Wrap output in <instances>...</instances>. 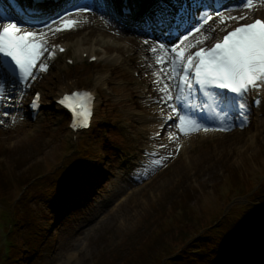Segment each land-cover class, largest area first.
Instances as JSON below:
<instances>
[{
	"label": "rangeland",
	"instance_id": "obj_1",
	"mask_svg": "<svg viewBox=\"0 0 264 264\" xmlns=\"http://www.w3.org/2000/svg\"><path fill=\"white\" fill-rule=\"evenodd\" d=\"M64 35H71L74 40H78L84 34L77 30ZM98 43L103 44L99 39ZM123 70L116 61L71 68L56 58L46 75L43 70H39L36 75L37 83L42 86L43 100L47 103L42 120L35 125L17 122L10 128L0 124V183L4 184L3 188L8 187L4 180L8 174L12 178L16 175H31L36 168L34 164L44 162L41 171L45 173L36 180L29 201L38 215L40 225L46 227L42 229L43 239L37 245V253L24 251L20 256V264H92L93 256L109 249L124 235L128 237L135 227L150 230L155 227L156 234L161 231L160 226L167 229L162 216L171 210L163 214L161 208L164 205L169 208V200L165 198H175L183 190H190L193 194L189 201L191 215L209 217L221 207L218 204L221 202L220 197L212 192L215 184L211 182H221V187H226V174L237 169L250 179L249 186L242 190L245 191L252 182L257 183L264 175L263 116L253 118L242 130L222 133L214 139L204 136L193 138L197 148L188 150L173 164L159 170V166L150 163L145 180L132 183L127 190H114L118 185L123 186L122 177L126 176L111 148L113 139H117L120 133L112 131L110 138L104 142L100 140L106 130L98 126L101 124L100 119H107V126L111 125L110 122L115 124L114 127H119L120 123L126 124L122 131L132 134L130 129L135 132L136 128L128 124L135 127L136 122L130 110L146 107L143 103L133 101V87L119 83L120 76L127 78L128 75L126 69ZM74 84H89L98 91L96 119L88 131L79 135L75 146L64 149L63 138H67V134L63 122H60L61 116L50 105V98L61 88ZM103 85L112 93L102 91ZM144 111L151 112V107ZM165 131L167 134V127L163 129ZM128 138L131 140L132 137L129 135ZM128 138L116 142L127 145L130 143ZM82 141L90 146L84 154L81 152ZM173 148V142L170 147L166 145L162 151L163 157L171 159L167 153L172 152ZM58 176H62L59 182ZM51 186L57 189V193L50 194ZM41 189L47 194H42ZM18 192L16 190V194ZM233 201L238 203L230 206V210L239 213L241 207L245 206L243 201L246 198L237 195L227 205ZM181 223H172V226ZM8 224L12 225L10 218L2 216L0 264H6L5 257L12 251L10 238L6 236ZM250 262L260 264L255 256Z\"/></svg>",
	"mask_w": 264,
	"mask_h": 264
},
{
	"label": "snow or ice",
	"instance_id": "obj_2",
	"mask_svg": "<svg viewBox=\"0 0 264 264\" xmlns=\"http://www.w3.org/2000/svg\"><path fill=\"white\" fill-rule=\"evenodd\" d=\"M253 3L254 0H239L233 7L251 10ZM93 7L104 10L106 18L128 19L137 27L148 29L143 43L152 44L148 51L159 66L153 69L152 81L159 96L153 99L167 108L166 112L158 109L162 121L158 128H168L167 137L175 140L177 150L181 147L178 133L186 136L210 127L226 131L230 124L243 127L248 122L249 94L255 93L253 103L258 104L259 90L264 88V19L256 16L231 26L224 22L241 21L248 13L225 16L222 5L201 0H154L153 6L140 14L128 0L118 4L106 0ZM213 8L219 10L213 13ZM197 9H202L199 15ZM90 10L72 4L60 7L52 0H33L27 9L30 22L0 17V102L19 103L37 70L48 68L47 58L53 57L54 49L59 47L48 43L50 30L72 27L75 19L70 18L71 13ZM212 15L219 18L224 30L206 43L216 31L206 25ZM197 30H201L199 43L192 39ZM12 95L17 96L16 101L10 99ZM38 96L35 93L30 101L33 108L38 107ZM93 99V94L83 89H73L59 97L58 102L71 113L73 129L88 126ZM158 135L159 132L153 133ZM164 159L157 155L151 164L158 166ZM143 174L146 173L139 178Z\"/></svg>",
	"mask_w": 264,
	"mask_h": 264
},
{
	"label": "trees",
	"instance_id": "obj_3",
	"mask_svg": "<svg viewBox=\"0 0 264 264\" xmlns=\"http://www.w3.org/2000/svg\"><path fill=\"white\" fill-rule=\"evenodd\" d=\"M28 179L19 177L16 184H23ZM237 174L230 173V183L238 184L241 180ZM7 185V184H6ZM4 184L0 183V193H9L10 197L14 196L11 187L3 188ZM256 200H264V192ZM193 194L190 190H183L176 197H169V208L162 207L163 214L169 210L180 207L179 213L184 220L178 226H171L167 229L160 226L159 233L155 234V229H146L145 232L138 233L135 237L121 244L119 248L108 251V254H102L98 257L95 264H247L255 250L256 235H250L246 229H238L232 223L231 227L224 226L219 221L215 227L210 218L203 216L197 217L199 226L192 225L187 216L189 201L192 200ZM23 213L26 219L19 222L15 229L14 239L16 240L12 254L8 257L7 264H18L20 252L24 250L36 249L39 242L37 235L40 232L38 227H34L37 214L30 213L29 207L25 201L21 202ZM252 211V215L264 216V209L250 207L245 216ZM19 218L22 213H16ZM213 218L216 214H212ZM244 216V217H245ZM164 223V220H163ZM28 225L27 234L23 233L25 226ZM200 228L203 229L198 233ZM264 235V229L259 228ZM197 232V233H196ZM232 234V235H231ZM161 239V240H160ZM257 239V238H256ZM255 250V251H254ZM32 251V252H34Z\"/></svg>",
	"mask_w": 264,
	"mask_h": 264
},
{
	"label": "bare ground",
	"instance_id": "obj_4",
	"mask_svg": "<svg viewBox=\"0 0 264 264\" xmlns=\"http://www.w3.org/2000/svg\"><path fill=\"white\" fill-rule=\"evenodd\" d=\"M82 32H83L84 36H86L87 38H89V37L90 38H94L95 37V33H93L91 35L90 31L83 30ZM144 120H145L144 128H146V129L155 128L154 123L159 124L161 122V121H157V120L153 121L152 118H150V117H146ZM223 133H225V132H223ZM114 181H117V180L115 179ZM126 185H127L126 183L123 186L122 185H118V186H116V189H114V190H119V189L125 190L126 189ZM128 186H130V185H128ZM104 203H106L105 200H104Z\"/></svg>",
	"mask_w": 264,
	"mask_h": 264
}]
</instances>
